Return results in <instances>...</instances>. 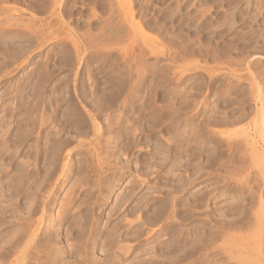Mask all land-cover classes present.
<instances>
[{
	"label": "rangeland",
	"instance_id": "1",
	"mask_svg": "<svg viewBox=\"0 0 264 264\" xmlns=\"http://www.w3.org/2000/svg\"><path fill=\"white\" fill-rule=\"evenodd\" d=\"M0 10V264H13L14 256L4 253L9 250L5 246L12 243L11 236L16 235L11 229L24 222L27 225L32 216L27 214L36 208V215L32 213L36 218L31 217L35 223L30 220L27 227L36 224L29 230L37 227L39 238H45L48 252L53 254L75 247L72 254L77 258L87 251L88 241L92 247L87 245L86 253L91 255L85 253V257L94 262L108 251V241L110 245L112 240L116 243L114 236L120 233L117 242L120 239L123 245L131 240L127 246L131 250L119 257L117 264H137L141 258H145L140 260L144 264L149 260L153 264L155 260L148 259L151 253L150 258L158 256L161 264L163 257L158 253L167 252L175 242L180 251L182 245L192 253L191 258L188 255L191 261L186 257L178 264H264V249L248 240L256 228H231L241 218L254 221L253 217L264 215L259 207L264 204V0H0ZM169 199L177 205L175 212L170 208L169 213L178 212L170 218L174 221L176 217L172 231L164 232L165 223L161 219L163 225L160 220L156 224L153 208L158 211ZM116 202H125L120 208L123 211L119 205L113 208ZM32 203H36L34 210ZM134 206L137 210H132ZM75 209L81 217L86 210L89 214L81 218ZM150 215L154 219L148 218ZM78 216L88 228L91 223L99 225L91 224L90 232L84 221L75 220ZM181 216L184 220H179ZM92 217L97 218L94 221ZM71 219L76 224L82 222L80 228L87 229V235L83 234L89 239L76 231L79 227ZM136 219L139 221L131 224ZM145 219L148 224L154 220L157 226L149 224L150 228ZM140 220L148 225L144 227L141 222L147 235L156 231L159 236L150 240L144 232V236H137L145 240L137 243L134 238ZM129 221L137 228H126ZM70 222L77 228L70 226L71 231L67 226ZM115 223L122 228L116 225L119 231L112 229L110 233ZM123 228L136 231L123 233ZM108 231L112 239L107 238ZM201 233L206 237L199 239ZM73 234L84 237L85 243L80 241L79 245L78 239L77 244L71 243L82 238ZM171 234L177 236L169 237ZM122 236L127 238L125 242ZM51 237L55 239L49 240ZM197 238L207 248L203 262L200 257L196 259L201 244ZM105 239H109L107 243ZM133 239L137 244L132 245ZM203 240H209L208 247ZM66 243L73 248L68 249ZM83 244L84 251L79 248ZM55 245L59 247L56 250ZM152 246L161 251L152 250ZM140 251L149 257L139 253L135 259ZM181 252L183 256L190 254L184 249ZM66 258L72 260L74 255L65 254L62 261ZM75 259L78 263L80 256Z\"/></svg>",
	"mask_w": 264,
	"mask_h": 264
},
{
	"label": "bare ground",
	"instance_id": "2",
	"mask_svg": "<svg viewBox=\"0 0 264 264\" xmlns=\"http://www.w3.org/2000/svg\"><path fill=\"white\" fill-rule=\"evenodd\" d=\"M0 11H2V10H0ZM14 12H15V11H14ZM4 13H5V12H4ZM1 14H2V13H1ZM13 14H14V13H13ZM3 15H4V14H3ZM8 17H9V16H8ZM8 17H7V18H8ZM4 18H6V17L4 16ZM9 19L11 20L12 18L9 17ZM9 19L6 20V21H7V22H10ZM6 21H5V22H6ZM1 22H2V21H1ZM118 90H119V89H118ZM118 90H117V91H118ZM129 91H130V90H129ZM123 92H124V91H123ZM82 93H83V92H82ZM104 94H105V93H104ZM122 94H123V93H122ZM127 94H128V93H127ZM132 94H133V93H132ZM152 95H154V94H152ZM109 96H110V95H109ZM123 96H125V95H123ZM193 96H194V95H193ZM119 97H120V96H119ZM121 97H122V96H121ZM125 97H126V96H125ZM110 98H111V97H110ZM128 98H129V97H128ZM98 99H99V98H98ZM103 99H104V98H103ZM115 99H116V98H114V100H115ZM121 99H124V98H121ZM100 100H101V99H100ZM116 100H117V99H116ZM129 100H130V99H129ZM106 101H107V100H106ZM120 101H121V100H120ZM117 102H119V101H117ZM132 102H133V101H132ZM103 103H105V101H104ZM103 103H102V104H103ZM123 103H124V102H123ZM94 104H95V103H94ZM106 104H108V103H106ZM110 104H111V103H110ZM183 105H186V103H185V104L183 103ZM194 105H195V104H194ZM164 106H165V105H164ZM166 107H168V106H166ZM185 107H187V106H185ZM188 107H189V106H188ZM194 107H195V106H194ZM116 108H117V107H116ZM178 108H179V107H178ZM182 108H183V106H182ZM182 108H181V109H182ZM192 108H193V107H192ZM137 109H138V108H137ZM165 109H166V108H165ZM175 109H177V108H175ZM175 109H174V110H175ZM181 109H180V110H181ZM187 109H188V108H187ZM218 109H219V108H218ZM224 109H225V108H224ZM226 109H227V108H226ZM188 110H189V109H188ZM192 110H193V109H192ZM100 111H101V110H100ZM175 111H176V110H175ZM221 112H223V111H221ZM221 112H220V113H221ZM245 112H246V111H245ZM130 113H131V112H130ZM170 113H171V112H170ZM173 113H174V112H173ZM192 113H193V112H192ZM248 113H249V112H248ZM136 114H137V113H136ZM235 114H236V113H235ZM235 114H234V115H235ZM173 115H175V114H173ZM245 115H246V114H245ZM248 115H249V114H248ZM212 116H214V115H212ZM219 116H220V115H219ZM75 117H76V116H75ZM217 117H218V116H217ZM233 117H235V116H233ZM240 117H241V116H240ZM244 117H245V116H244ZM77 119H78V118H77ZM211 119H213V118H211ZM233 119H234V118H233ZM237 119H239V118H237ZM33 120H34V119H33ZM169 120H170V119H169ZM214 120H216V119H214ZM256 120H257V119H255V121H256ZM178 121H179V120H178ZM218 121H219V119H218ZM220 121H221V120H220ZM232 121H233V120H232ZM236 121H237V120H236ZM238 121H239V120H238ZM242 121H243V120H242ZM157 122H158V121H157ZM206 122H207V121H206ZM233 122H235V121H233ZM33 123H34V122H33ZM76 123H77V122H76ZM220 123H221V122H220ZM226 123H227V122H226ZM235 123H236V122H235ZM238 123H239V122H238ZM198 125H199V124H198ZM89 126H90V125H89ZM210 126H211V125H210ZM223 126H224V125H223ZM201 127H202V126H201ZM86 129H87V128H86ZM198 129H199V128H198ZM198 129H197V130H198ZM206 129H207V128H206ZM208 129H209V128H208ZM30 130H31V129H30ZM32 130H33V129H32ZM80 130H81V129H80ZM202 130H203V128H202ZM96 131H97V130H96ZM184 131H185V130H184ZM209 131H210V130H209ZM23 132H24V131H23ZM30 132H31V131H30ZM83 132H84V131H83ZM88 132H89V131H88ZM181 132H182V131H181ZM196 132H197V131H196ZM200 132H201V131H200ZM109 133H110V131H109ZM191 133H192V132H191ZM198 133H199V132H198ZM202 133H203V132H202ZM206 133H207V132H206ZM189 134H190V133H189ZM195 134H196V133H195ZM85 135H86V134H85ZM191 135H192V134H191ZM199 135H200V134H199ZM25 136H26V135H25ZM200 136H201V135H200ZM200 136H199V137H200ZM27 137H28V136H27ZM92 137H93V135H92ZM197 137H198V136H197ZM202 137H203V136H202ZM15 138H16V137H15ZM40 138H41V137H40ZM54 138H55V137H54ZM181 138H182V137H181ZM196 139H197V138H196ZM261 139H262V138H261ZM13 140H14V139H13ZM24 140H25V139H24ZM55 140H56V139H55ZM60 140H61V139H60ZM114 140H115V139H114ZM263 140H264V139H263ZM172 141H173V140H172ZM194 141H196V140H194ZM52 142H53V141H52ZM60 142H61V141H60ZM65 142H66V141H65ZM109 143H110V142H109ZM194 143H195V142H194ZM225 143H226V142H225ZM23 144H24V143H23ZM190 144H191V143H190ZM233 144H234V143H233ZM235 144H236V143H235ZM10 145H11V144H10ZM16 145H17V144H16ZM218 145H220V144H218ZM38 146H39V145H38ZM38 146H37V147H38ZM46 146H47V145H46ZM50 146H51V145H50ZM52 146H53V145H52ZM186 146H187V144H186ZM189 146H190V145H189ZM238 146H239V145H238ZM7 147H8V145H7ZM124 147H125V146H124ZM227 147H228V146H227ZM15 148H16V147H15ZM61 148H62V147H61ZM65 148H66V147H64V149H65ZM95 148H96V147H95ZM130 148H131V147H130ZM161 148H162V147H161ZM96 149L98 150V148H96ZM172 149H173V148H172ZM11 150H12V149H11ZM33 150H34V149H33ZM57 150H58V149H57ZM61 150H62V149H61ZM165 150H166V149H165ZM174 150H175V149H174ZM63 151H64V150H63ZM91 151H92V150H91ZM98 152H99V151H98ZM178 152H179V151H178ZM238 152H239V151H238ZM10 153H11V152H10ZM16 153H17V152H16ZM96 153H97V152H96ZM53 154H54V152H53ZM87 154H88V153H87ZM94 154H95V153H94ZM198 154H199V153H198ZM227 154H228V153H227ZM230 154H231V153H230ZM88 155H89V154H88ZM122 155H123V154H122ZM50 156H51V155H50ZM90 156H91V155H90ZM101 156H102V155H100V157H101ZM193 156H194V155H193ZM207 156H208V155H207ZM221 156H222V155H221ZM224 156H225V155H224ZM240 156H241V155H240ZM262 156L264 157V155H262ZM91 157H92V156H91ZM91 157H90V158H91ZM96 157H97V156H96ZM181 157H182V156H181ZM209 157H210V156H209ZM209 157H208V159H209ZM212 157H213V156H212ZM216 157H217V155H216ZM233 157H234V156H233ZM263 157H260V160H261V158H263ZM13 158H14V157H13ZM53 158H54V157H53ZM94 158H95V157H94ZM110 158H111V156H110ZM177 158H179V157H177ZM205 158H206V157H205ZM51 159H52V157H51ZM92 159H93V158H92ZM92 159H91V160H92ZM147 159H148V158H147ZM191 159H192V158H191ZM214 159H215V158H214ZM217 159H218V158H217ZM219 159H220V158H219ZM227 159H228V158H227ZM241 159H243V158H241ZM144 160H145V159H144ZM199 160H200V159H199ZM199 160H198V161H199ZM221 160H222V159H221ZM92 161H93V160H92ZM99 161H100V160H99ZM147 161H148V160H147ZM147 161H146V162H147ZM64 162H65V161H64ZM97 162H98V161H97ZM144 162H145V161H144ZM190 162H191V161H190ZM206 162H207V161H206ZM209 162H210V161H209ZM229 162H230V161H229ZM259 162H260V161H259ZM259 162H258V164H259ZM109 163H110V162H109ZM148 163H149V162H148ZM191 163H192V162H191ZM238 163H239V162H238ZM255 163H256V162H255ZM260 163H261V162H260ZM262 163H263V162H262ZM81 164H82V163H81ZM86 164H87V163H86ZM157 164H158V163H157ZM196 164H197V163H196ZM213 164H214V163H213ZM218 164H219V163H218ZM227 164H228V163H227ZM258 164H257V165H258ZM2 165H3V164H2ZM57 165H58V164H57ZM158 165H159V164H158ZM164 165H165V164H164ZM164 165H163V166H164ZM242 165H243V163H242ZM53 166H54V165H53ZM189 166H190V165H189ZM214 166H215V165H214ZM63 167H64V166H63ZM101 167H102V166H101ZM159 167H160V166H159ZM179 167H180V166H179ZM185 167H186V166H185ZM200 167H201V166H200ZM239 167H241V166H239ZM256 167H258V166H256ZM35 168H36V167H35ZM50 168H51V167H50ZM54 168H55V167H54ZM57 168H58V167H57ZM145 168H146V167H145ZM198 168H199V167H198ZM219 168H220V167H219ZM221 168H222V167H221ZM234 168H235V167H234ZM241 168H242V167H241ZM254 168H255V166H254ZM18 169H19V168H18ZM178 169H179V168H178ZM252 169H253V168H252ZM259 169H260V168H259ZM19 170H20V169H19ZM95 170H96V168H95ZM196 170H197V169H196ZM200 170H201V169H200ZM263 170H264V169H263ZM49 171H50V170H49ZM140 171H141V170H140ZM174 171H175V170H174ZM236 171H237V169H236ZM143 172H144V171H143ZM229 172H230V171H229ZM229 172H228V175H229ZM231 172H232V171H231ZM20 173H21V172H20ZM138 173H139V172H138ZM140 173L142 174V172H140ZM258 173H259V172H258ZM263 173H264V171H263ZM48 174H49V173H48ZM181 174H182V173H181ZM232 174H233V172H232ZM259 174H260V173H259ZM194 175H195V174H194ZM198 175L200 176L199 173H198ZM17 176H18V175H17ZM20 176H21V174H20ZM49 176H50V175H49ZM54 176H55V175H54ZM78 176H79V175H78ZM84 176H85V175H84ZM148 176H149V175H148ZM212 176H214V175L212 174ZM248 176H249V174H248ZM262 176H263V175H262ZM262 176H261V178H262ZM51 177H52V176H51ZM193 177H194V176H193ZM197 177H198V176H197ZM255 177H256V176H255ZM18 178H19V177H18ZM44 178H45V177H44ZM46 178H47V177H46ZM191 178H192V177H191ZM195 178H196V177H195ZM206 178H207V177H206ZM247 178H249V177H247ZM19 179H20V178H19ZM21 179H22V178H21ZM51 179H52V178H51ZM79 179H80V178H79ZM181 179H182V178H181ZM199 179H200V178H199ZM224 179H225V178H224ZM227 179H228V178H227ZM245 179H246V178H245ZM256 179H257V178H256ZM262 179H263V178H262ZM8 180H9V179H8ZM62 180H63V179H62ZM146 180H147V179H146ZM232 180H233V178H232ZM25 181H26V180H25ZM147 181H148V180H147ZM195 181H196V180H195ZM19 182H20V181H19ZM175 182H176V181H175ZM178 182H179V181H178ZM239 182H240V181H239ZM243 182H244V181H243ZM246 182H247V181H246ZM250 182H251V181H250ZM144 183H145V182H144ZM17 184H18V183H17ZM73 184H74V183H73ZM245 184H246V183H245ZM260 184H261V183H260ZM15 185H16V184H15ZM75 185H76V184H75ZM181 185H182V184H181ZM187 185H188V184H187ZM189 185H190V184H189ZM263 185H264V184H263ZM100 186H101V185H100ZM164 186H165V185H164ZM173 186H174V185H173ZM182 186H184V185H182ZM245 186H246V185H245ZM251 186H252V185H251ZM41 187H42V186H41ZM75 187H76V186H75ZM17 188H18V187H17ZM97 188H98V187H97ZM161 188H162V187H161ZM180 188H182V187L180 186ZM185 188H186V187H185ZM224 188H225V187H224ZM155 189H156V188H155ZM173 189H174V188H173ZM176 189H177V188H175V190H176ZM183 189H184V188H183ZM183 189H182V190H183ZM249 189H250V188H249ZM39 190H40V189H39ZM163 190H164V189H163ZM226 190H227V189H226ZM161 191H162V190H161ZM178 191H179V189H178ZM178 191L176 190L177 193H178ZM261 191H262V190H261ZM156 192H157V191H156ZM166 192H167V191H166ZM180 192H181V190H180ZM224 192H225V191H224ZM248 192H249V191H248ZM258 192H259V191H258ZM262 192H263V191H262ZM262 192H261V193H262ZM22 193H23V192H22ZM27 193H28V192H27ZM43 193H44V192H43ZM100 193H101V192H100ZM164 193H165V192H164ZM171 193H172V192H171ZM173 193H174V192H173ZM166 194H167V193H166ZM208 194H209V193H208ZM256 194H257V193H256ZM37 195H38V194H37ZM150 195H151V194H150ZM213 195H214V194H213ZM257 195H258V194H257ZM262 195H263V194H262ZM37 197H38V196H37ZM76 197H77V196H76ZM259 197H260V195H259ZM129 198H130V197H129ZM201 198H202V197H201ZM257 198H258V197H257ZM34 199H35V198H34ZM67 199H68V198H67ZM69 199H70V198H69ZM170 199H171V198H170ZM170 199H169V203H167L166 201H165V202H166L167 204H163V203H162V204H163V208H162V207H161V208L158 207V208H159L158 211H157V208H155V209L153 208L154 213H156V216H155L154 213H153V215L155 216V217H154V218H155V221L157 220V223H156V222H155V223H156V224H159L158 221L160 220V222H161V219H162L163 222L165 223V225H164V226H165V229L163 228V229H164V230H163L164 232H165V231H172V228L175 226L174 221H175V218H176V217L173 219L174 221H171L170 218L174 217V214H176V213L178 212V211H177V212L174 213L173 215H171L172 213H171V214L169 213V212H170V210H169L170 208H171V212H173L174 209H175L176 206H177L175 203H172V204H171V202H174V201H172V200L170 201ZM172 199H173V198H172ZM205 199H206V198H205ZM205 199H203V200H205ZM49 200H50V199H49ZM142 200H143V199H142ZM174 200H175V199H174ZM199 200H200V198H199ZM203 200H202V201H203ZM253 200H254V199H253ZM257 200H258V199H257ZM260 200H261V199H260ZM30 201H32V199H31ZM40 201H41V200H40ZM42 201H43V200H42ZM64 201H65V200H64ZM66 201H68V200H66ZM66 201H65L64 203H66ZM115 201H116V200H115ZM119 201H120V200H119ZM122 201H123V199H122ZM140 201H141V200H140ZM33 202H34V201H33ZM70 202H71V200H70ZM125 202H126V201H125ZM125 202H124V203H125ZM165 202H164V203H165ZM176 202H177V201H176ZM195 202H196V201H195ZM207 202H208V199H207ZM256 202H257V201H256ZM258 202H259V201H258ZM261 202H262V201H261ZM36 203H37V202H36ZM36 203H32L33 205H31V207L34 206ZM60 203H61V202H60ZM64 203H63V204H64ZM72 203H74V202H72ZM72 203H71V205H72ZM77 203H78V202H77ZM80 203H82V202H80ZM90 203H91V202H90ZM121 203H123V202H121ZM124 203H123V204H118V203L116 202L117 205L115 204L116 206L113 207V208H117L118 205H119L118 208L120 209L121 206L125 205ZM126 203H127V202H126ZM141 203H142V202H141ZM158 203H159V202H158ZM201 203H202V202H201ZM203 203L205 204V202H203ZM29 204H30V202H29ZM49 204H50V203H49ZM63 204H61V205L63 206ZM82 204H83V203H82ZM88 204H89V203H88ZM88 204H87V205H88ZM91 204H92V203H91ZM139 204H140V203H139ZM148 204H149V203H148ZM162 204H160V206H162ZM184 204H185V203H184ZM192 204H193V203H192ZM208 204H209V203H208ZM248 204H250V203H248ZM253 204H254V203H253ZM258 204H259V203H257V205H258ZM261 204H262V206L264 205L263 203H261ZM38 205H39V204H38ZM40 205H41V204H40ZM46 205H47V203H46ZM46 205H45V206H46ZM78 205H79V204H78ZM78 205H77V206L75 205V206L78 207ZM80 205H81V204H80ZM94 205H95V203H94ZM136 205H137V204H136ZM175 205H176V206H175ZM188 205H189V204H188ZM196 205H197V204H196ZM242 205H243V204H242ZM245 205H246V204H245ZM250 205H251V204H250ZM257 205H256V206H257ZM29 206H30V205H29ZM29 206H28V207H29ZM64 206H65V205H64ZM89 206H90V207H91V206L94 207L93 205H89ZM137 206H138V205H137ZM137 206H136V207H137ZM157 206H158V205H157ZM157 206H156V207H157ZM202 206H203V205H202ZM204 206H207V205H204ZM262 206H261V205L259 206V207H260V210H261V211H264V209L262 208ZM68 207H70V206H68ZM71 207H72V206H71ZM71 207H70V208H71ZM76 207H75V208H76ZM80 207H82V205L79 206V208H80ZM83 207L86 208V207H88V206H84V204H83ZM136 207H135V206L132 207V208H133L132 210H137ZM185 207H186V206H185ZM190 207H191V205H190ZM244 207H245V206H244ZM244 207H243V208H244ZM251 207H252V206H251ZM263 207H264V206H263ZM19 208H20V207H19ZM32 208H33V209H31V210H34L36 207H35V208L32 207ZM47 208H49V207H47ZM64 208H65V207H64ZM95 208H96V207H95ZM134 208H135V209H134ZM137 208H138V207H137ZM194 208H199V207H194ZM200 208H201V207H200ZM203 208H204V207H203ZM28 209H29V208H28ZM28 209H27V210H28ZM36 209H37V208H36ZM36 209H35L34 211H36ZM62 209H63V208H62ZM86 209H87V208H86ZM119 209H118V211H120V210L123 209V208H121L120 210H119ZM139 209H140V207H139ZM150 209H151V208H150ZM160 209H162V210H160ZM186 209H187V208H186ZM188 209H189V208H188ZM206 209H207V208H206ZM235 209H236V208H235ZM249 209H250V208H249ZM18 210H19V209H18ZM38 210H40V209H38ZM43 210H44V209H43ZM69 210H70V209H69ZM89 210H90V208H89ZM89 210H86V211L84 210L85 213H86L87 215L89 214V213H87ZM115 210H117V209H115ZM153 210H152V211H153ZM159 210H160L161 212H160ZM168 210H169V211H168ZM172 210H173V211H172ZM179 210H180V209H179ZM189 210H190V209H189ZM242 210H243V209H242ZM245 210H246V209H245ZM258 210H259V209H258ZM258 210H257V212H259ZM9 211H10V210H9ZM20 211H21V210H20ZM20 211H18V212H20ZM29 211H30V210H29ZM34 211H33V212L30 211V212H32L33 214L36 215V212H37V211H36V212H34ZM63 211H64V210H63ZM67 211H68V210H67ZM71 211H72V210H71ZM75 211H76V209H75ZM84 211H83V212H84ZM111 211H112V210H111ZM118 211H115V212L117 213ZM121 211H123V210H121ZM138 211H139V210H138ZM143 211H144V210H143ZM152 211L150 212V214H152ZM155 211H156V212H155ZM191 211H192V210H191ZM199 211H200V210H199ZM14 212H15V211H14ZM22 212H23V211H22ZM47 212H48V211H47ZM65 212H66V211H65ZM78 212H79V210H78ZM78 212L76 211L77 215H79ZM81 212H82V211H81ZM128 212H129V211H128ZM128 212H127V213H128ZM132 212H134V211H132ZM148 212H149V210H148ZM148 212H147V213H148ZM158 212H160V213H158ZM174 212H175V211H174ZM189 212H190V211H189ZM193 212H194V211H193ZM197 212H198V211H197ZM242 212H243V211H242ZM255 212H256V208H255ZM257 212H256V213H257ZM15 213H16V212H15ZM20 213H21V212H20ZM32 213H28V214H27L28 216H27V215H26V216L29 217V215L31 214V215H32L31 217L34 219L35 215H34V217H33V214H32ZM42 213H43V212H42ZM42 213H41V214H42ZM76 213H75V214H76ZM85 213H81V214H84V215H85ZM118 213H119V212H118ZM134 213H135V212H134ZM190 213H191V212H190ZM250 213H251V212H250ZM263 213H264V212H263ZM21 214H22V213H21ZM21 214L18 213L16 216H18V215L20 216ZM60 214H61V213H60ZM63 214H64V213H63ZM69 214H70V213H69ZM71 214H72V212H71ZM138 214H139V213H138ZM148 214H149V213H148ZM201 214H202V213H201ZM204 214H205V213H204ZM247 214H248V213H247ZM247 214H246V215H247ZM260 214H261V212H260ZM61 215H62V214H61ZM72 215H73V214H72ZM84 215H82V217H83ZM87 215H85V216H87ZM153 215H152V216L150 215L151 217H148V218L154 219V218H152ZM184 215H185V214H184ZM187 215H189V214H187ZM195 215L197 216L198 214H194V215L192 214V216H195ZM234 215H235V214H234ZM19 216H18V217H19ZM56 216H57V215H56ZM62 216H63V215H62ZM73 216H75V215H73ZM79 216H80V215H79ZM79 216H78V217H79ZM91 216H92V215H91ZM101 216H102V215H101ZM110 216H112V215L110 214L109 217H110ZM143 216H144V215H143ZM146 216H147V215H146ZM175 216H176V215H175ZM190 216H191V215H190ZM236 216H237V215H236ZM242 216H243V215H242ZM242 216H241V217H242ZM254 216H255V215H254ZM31 217H29V219H30L32 222H34V221L32 220ZM39 217H40V219H41V217H43V216L41 215V216H39ZM71 217H72V216H71ZM80 217H81V216H80ZM80 217H79V219H75V220H76V221L78 220V222H79ZM82 217H81V218H82ZM98 217H99V216H98ZM109 217H108V219L112 218L113 216L110 217V218H109ZM114 217H115V216H114ZM122 217H123V216H122ZM127 217H128V216H127ZM134 217H135V216H134ZM134 217H133V218H134ZM164 217H165V219H163ZM181 217H182V218L179 219V220H182V219H183V216H181ZM187 217H188V216H187ZM238 217H239V216H238ZM244 217H245V216H244ZM244 217H243V218H244ZM247 217H248V216H247ZM249 217H250V216H249ZM257 217H258V218H257ZM263 217H264L263 214H262V215H258V216H256V218L253 217V218H254V221H252V220L250 219L251 217H250V218H244V219L241 218L240 221H236V223H234V224H236V225H233V227H231V228L234 229V226H235V228H238V229H240L241 231L244 230V229H248L247 227H253V228H256V229H254L252 235L249 233L250 235H248V236H249V237L251 236L250 239H248V238H247V239H248L249 241L252 240V241H251L252 243L255 242V244L258 245V246L260 247V250H261V248L264 249V219H262ZM21 218H22V217H21ZM23 218H24V217H23ZM25 218H26V217H25ZM35 218H36V217H35ZM64 218H65V217H64ZM72 218H75V217H72ZM76 218H77V217H76ZM92 218H94V221H95V218H97V217H92ZM99 218H100V217H99ZM106 218H107V217H106ZM137 218L140 219V216H139V217L137 216ZM148 218H146V219H148ZM205 218H206V217H205ZM233 218H234V217H233ZM18 219H20V217H19ZM27 219H28V218H26V220H27ZM29 219H28V220H29ZM55 219H56V218H55ZM60 219H61V218H60ZM103 219H104V218H103ZM124 219H125V218H123L122 220H124ZM138 219H136L137 221L134 220V222H131V224H132V223H135V224H136V222L139 221ZM142 219H143V218H142ZM146 219H145V220H146ZM235 219H236V218H235ZM259 219H262V221L259 220ZM21 220H23V219H21ZM21 220H16V221H21ZM28 220H27V221H28ZM30 220H29V221H30ZM87 220H88V219H87ZM90 220H91V217H90ZM92 220H93V219H92ZM96 220H97V219H96ZM105 220H106V219H105ZM117 220H118V219H117ZM125 220L127 221V219H125ZM128 220H129V219H128ZM149 220H150V219H149ZM183 220H184V219H183ZM202 220H203V219H202ZM23 221H24V220H23ZM29 221H28V222H29ZM35 221H37V220L35 219ZM39 221H41V220H39ZM39 221H37V222H39ZM61 221H62V220H61ZM72 221H73V220L71 219V222H72ZM80 221H84V220H80ZM99 221H100V220H99ZM120 221H121V220H120ZM132 221H133V220H132ZM143 221H144V220H143ZM189 221H190V219H189ZM200 221H201V220H200ZM260 221H261V223H260ZM21 222H22V221H21ZM21 222H20V223H21ZM28 222H27V225H28ZM37 222H36V223H37ZM53 222H54V221H53ZM67 222H68V221H67ZM71 222H70V224H71ZM73 222H74V221H73ZM78 222H77V223H78ZM84 222H85V225H84V223H83V225L88 229V231H90L91 227H93L92 225H94V224H92L91 222H89V223L92 224V225L90 224L91 226L88 225L89 228H90V229H89V228L86 226V225H87V224H86V221H84ZM115 222H116V221H115ZM124 222H125V221H124ZM141 222H142V221L140 220V224H141V225L139 224V225L141 226L140 228H139V227L137 228V227L135 226V227L137 228V232L135 233L136 236L139 235V234H142V235L144 236L143 233L145 232V234H146L145 237H146V236L149 237V235H150L149 238H150V240H151V239H153V237H154L155 235H158V234H159V233L156 234V233H155L156 231H154V234L151 235V234L149 233V235H147L148 230H145V228H144L145 226L147 227L149 224L152 225L151 227H155V226H157V225L154 223V220H150V223H149V224L147 223V222H149V221H147V220L144 221V222H146V224H148V225H146L144 222H142V223L144 224V227H143V224H142ZM180 222H182V221H180ZM185 222H186V221H185ZM229 222H230V221H229ZM233 222H234V221H233ZM258 222H259L260 224H259ZM14 223H15V222H14ZM16 223H17V222H16ZM24 223H25V222H24ZM24 223H23L21 226H20V224L17 223L20 227H19V226H18V227L15 226V227L18 228V230H19V228L22 230V229H24V228H22L23 225L27 227V225H25ZM34 223H35V222H34ZM34 223H31V225H30V223H29V225L32 226V227H33V225L36 226V224H34ZM74 223H75V225H77V227H79V229H78L79 231H78V230H76V231L82 233V234H80V235H82V236H84V234L87 235V232H88V231H86L87 229L84 228L83 225H82L83 227L80 228V227H81L80 225L82 224V222H81V224L79 223L80 225H79V224H76V222H74ZM87 223H88V222H87ZM89 223H88V224H89ZM116 223H117V222H116ZM116 223H115V225H114V228H111V230L109 229L110 233H112V229L115 230V229L118 228L117 226H119V225H117ZM122 223H123V221H122ZM126 223H127V222H126ZM152 223H153V224H152ZM176 223H177V222H176ZM202 223H203V222H202ZM230 223H231V222H230ZM230 223H229V224H230ZM17 224H16V225H17ZM43 224H44V223H43ZM45 224H46V223H45ZM97 224H98V223H97ZM97 224L95 223L94 227H95ZM102 224H103V223H102ZM113 224H114V223H113ZM123 224L125 225V223H123ZM127 224H128V226H125L126 228L129 227V226L131 225V224H130V221H129ZM127 224H126V225H127ZM135 224H134V225H135ZM154 224H155V225H154ZM161 224H162V222H161ZM180 224H181V223H180ZM184 224H185V223H184ZM203 224H204V223H203ZM261 224H263V225H261ZM7 225H8V224H7ZM54 225H55V224H54ZM75 225H74V224H73V225H72V224L69 225V223L67 224V226H69V229H71V231H72V228H71V227H73V226H75ZM78 225H79V226H78ZM98 225H99V224H98ZM116 225H117V226H116ZM124 225H123V227H124ZM134 225H131V226H133L132 228H135ZM150 225H149V227H150ZM162 225H163V224H162ZM162 225H161V226H162ZM258 225H259V226L261 225V228L259 227L260 229H259L258 227H254V226H258ZM24 226H23V227H24ZM30 226H28V227L26 228L27 230L24 229V230H25L24 232H23V230H22V231L19 230V231H21L20 233H19V231H17L16 228H15V229H11V230H16V235H15V233H14V235H15L14 237H13V235H12V234H13L12 231H11V232H12V234H11L12 236L10 235L12 238H14V242H13V239L11 238L10 240L12 241V243H11L12 246L10 245V242H9V243L5 246L7 249L9 248V250L6 251L7 249L4 247L5 249H3V250L6 251V252H4V251H3V252H4L6 255L8 254L9 256H10V253H11V254H12L11 257L14 256V257H13V258H14V260H13V264H93V263H94V264H97V263H98L96 260H98L99 258L96 259L97 255H95L96 252L94 253L93 250H92V251H93L92 254H94V255L96 256V257H93L94 255H92V258H95V259H96L94 262L92 261L93 259L90 260L91 257L88 256V259H89V260L86 259V257H85V255L87 254L86 252H87L88 249L90 248V247H88V249H87V245H89V244H87L88 241H87L86 243H85V241H82V239H83L84 237H86V235H85L84 237L79 236V234L76 235V236H79V237H82V238H81V240H80V239L77 237V238L75 239V241L66 238V237H69V238H70V237H71V236H69L70 234L67 235V236L65 237V238L68 239L69 241L71 240V243H72V241H73V243H74V242L76 243V241H77V239H78V242H77V243H78L79 245L82 244L83 242L86 244V248H85V249H86L87 251H85L84 254L82 253V254H83V258H81V257H82V254H81V255L78 254V257L80 256V261H79L78 263H76V261H74V259L76 258L77 254H76V256H75V253L72 254V252H74L73 250H74L75 247L73 248V247H72V244L69 246L68 244H69L70 242H69L68 240H67V243H68V242H69V243H68V244L66 243V244H67L69 247H68L66 244H65V246L68 247V249H69L70 247H72L73 250H72L71 248H70V250H65L64 252H59V251H60V250H59L58 253H57V250H56V249H58L59 247L57 248L56 245H57L58 243L56 244V242H55V244H56V245H55V246H56L55 250H56V251H55V250H54V251H55L56 253L53 254V253H51V252H48V251H49L48 248H50V247H49V246L47 247V246L45 245V244H46V242L44 241L45 238H44L43 240H42L41 238H39V237H42V236H39V235L37 234V227L33 228V230H29V228L31 229ZM37 226H38V225H37ZM42 226H43V225H42ZM57 226H58V225H57ZM70 226H71V227H70ZM110 226H111V225H110ZM161 226H160V227H161ZM182 226H183V225H182ZM182 226L180 225V227H182ZM228 226H229V225H228ZM231 226H232V223H231ZM44 227H45V226H44ZM75 227H76V226H75ZM77 227H76V228H77ZM102 227H103V226H102ZM112 227H113V226H112ZM115 227H116V228H115ZM119 227L122 228L121 224H120ZM151 227H150V228H151ZM160 227H159V228H160ZM177 227H178V226H177ZM222 227H223V226H222ZM229 227H230V226H229ZM229 227H228V228H229ZM47 228H48V227H47ZM59 228H60V226H59ZM65 228H68V227H65ZM83 228L85 229V231H82V230H84ZM136 228H135V229H136ZM150 228H149V229H150ZM161 228H162V227H161ZM175 228H176V227H175ZM201 228H202V227H201ZM220 228H221V227H220ZM73 229L75 230V228H73ZM80 229H81V230H80ZM92 229H93V228H92ZM94 229H95V228H94ZM98 229H99V228H98ZM119 229H120V228H119ZM123 229H125V228H123ZM123 229H121V230H123ZM129 229H130V228H129ZM135 229H134V230H135ZM138 229H139V231H138ZM41 230H42V229H41ZM45 230H46V229H44L43 231H45ZM60 230H61V229H60ZM66 230H67V229H66ZM101 230H102V229H101ZM101 230H100V231H101ZM114 230H113V231H114ZM117 230H118V229H117ZM144 230H145V231H144ZM151 230H152V229H151ZM156 230H157V229H156ZM179 230H180V229H179ZM229 230H230V229H229ZM231 230H232V229H231ZM38 231H39V230H38ZM58 231H59V230H57V232H58ZM68 231L70 232V230H68ZM91 231H92V230H91ZM91 231H90V232H91ZM104 231H105V230H104ZM109 231H108V233L106 232L107 235L109 234ZM115 231H116V230H115ZM118 231H119V230H118ZM118 231H117V232H118ZM126 231H127V230L125 229V231H124L123 233H126ZM129 231H131V230H129ZM129 231H127V232H129ZM132 231H133V230H132ZM132 231H131V232H132ZM135 231H136V230H135ZM135 231H133V232H135ZM160 231H161V230H160ZM201 231H202V229L200 230V232H201ZM237 231H238V230H237ZM244 231H245V230H244ZM244 231H243V232H244ZM248 231H250V229H249ZM251 231H252V230H251ZM251 231H250V232H251ZM14 232H15V231H14ZM59 232H60V231H59ZM63 232H65V231H63ZM73 232H74V231H73ZM77 232H76V233H77ZM83 232H85V233L83 234ZM90 232H89V233H90ZM94 232L96 233V230H95ZM117 232H116V233H117ZM175 232H176V231H175ZM177 232H178V231H177ZM202 232H203V231H202ZM217 232H218V231H217ZM220 232H221V230H220ZM235 232H236V231H234V233H235ZM243 232H242V233H243ZM38 233H39V232H38ZM41 233H42V232H41ZM41 233H40V234H41ZM43 233H44V232H43ZM43 233H42V234H43ZM76 233H75V234H76ZM95 233H92V234L95 235ZM97 233H98V232H97ZM97 233H96V234H97ZM116 233H115L114 235H117V234H118V233H117V234H116ZM123 233H122V234H123ZM152 233H153V231H152ZM172 233H173V232H172ZM247 233H248V232H247ZM45 234H46V233H45ZM67 234H68V233H67ZM90 234H91V233H90ZM99 234H100V235H99ZM99 234H98V235L101 236V233H99ZM102 234H103V233H102ZM104 234H105V233H104ZM127 234H128V233H127ZM161 234H163V233H161ZM199 234H200V233H199ZM199 234H198V236L200 237L199 239H203L204 234L201 233V235L203 234L202 237H201ZM217 234H218V233H217ZM229 234H230V233H229ZM46 235H47V234H46ZM56 235H57V234H56ZM64 235H66V233H65ZM71 235H72V233H71ZM73 235H74V234H73ZM93 235H92V237H93ZM107 235H105V236H107ZM109 235H110V234H109ZM109 235H108L107 238L112 239L111 237H113V236H112L113 234H111L110 237H109ZM123 235L125 236L126 234H123ZM131 235H132V238H133V234H131ZM131 235H130V236H131ZM142 235H141V236H142ZM164 235H165V234H164ZM171 235H172V234H171ZM223 235H224V234H223ZM231 235H233V234H231ZM231 235H230V236H231ZM10 236H8V237H10ZM54 236H55V235H54ZM74 236H75V235H74ZM76 236H75V237H76ZM88 236H89V235H88ZM88 236L85 238L86 240H87ZM95 236H96V235H95ZM119 236H120V233H119L117 236H114V237H115V240H116V243H113L114 240H112V243H111L112 245L109 244V242H110V241H108L109 239H108V240L105 239V243H107V241H108L107 244L110 245V247L107 246V244H106V247H108V249H106V250H108V251H107V252L104 251V252H105V254L107 253V255L104 254L105 256L103 255V257H102L101 259H99V260L101 261L100 264H117V263H118V259H120L119 257L122 258V255H125V256L128 255V252L131 250V249L129 250V247H130L131 245L129 246L128 243H129V241H131V240H129V239H127V238H125V237L122 236L124 240H123V239H121V240H123L124 242H125V239L128 240V241H126L127 243H126V242L124 243L123 241H121V242H123V243L126 245V246H125L124 244L122 245L121 243H119V242H120V239H119V242H117V241H118L117 239H118V238H121V237H119ZM134 236H135V235H134ZM141 236H139V237L137 236V238H136V237L134 238V239H136L137 243H139V240L141 239ZM158 236H159V235H158ZM161 236H162V235H161ZM166 236H167V235H166ZM173 236H177V235L174 234V235L169 236V237H173ZM212 236H213V235H212ZM216 236H217V235H216ZM221 236H222V235H221ZM234 236H235V235H234ZM26 237L28 238L27 241L24 240V238L26 239ZM48 237H49V236H48ZM57 237H58V235H57ZM60 237H61V236H60ZM72 237H73V236H72ZM92 237H91V238H92ZM126 237H127V236H126ZM128 237H129V235H128ZM178 237H179V236H178ZM196 237H197V236H196ZM204 237H206V236H204ZM213 237H215V235H214ZM241 237H242V236H241ZM49 238H50V237H49ZM52 238L55 239V237H51V239H49V240H52ZM58 238H59V237H58ZM94 238H95V237H94ZM96 238H97V236H96ZM129 238H130V237H129ZM143 238H144V237H142V239H143ZM158 238H159V237H158ZM180 238H181V235H180ZM182 238H183V237H182ZM211 238H212V237H211ZM229 238H230V237H229ZM232 238H233V237H232ZM242 238H243V237H242ZM242 238H239V239H242ZM72 239H73V238H72ZM85 239H83V240H85ZM88 239H89V238H88ZM92 239H93V238H92ZM92 239H91V241H92ZM99 239H101V238H99ZM102 239L104 240L103 235H102ZM130 239H131V238H130ZM134 239L132 240V245H133V244H137L136 242H134V241H135ZM142 239H141V240H142ZM155 239H156V238H155ZM155 239H154V240H155ZM176 239H177V237H176ZM178 239H179V238H178ZM178 239H177V240H178ZM184 239H185V241H187L185 237H184ZM184 239H183V240H184ZM187 239H188V238H187ZM193 239H195V237H193ZM213 239H214V238H213ZM218 239H219V237H218ZM234 239H235V238H234ZM4 240H5V239H4ZM8 240H9V239H8ZM23 240H24L25 242H24ZM49 240H48V241H49ZM57 240H58V239H57ZM97 240H98V239H97ZM141 240H140V241H141ZM143 240H145V238H144ZM154 240H153V241H154ZM170 240H171V239H170ZM170 240H169V241H170ZM174 240H175V239H173V240H171V241H173V243H174ZM177 240H175V241H177ZM179 240H181V239H179ZM206 240H207V239H206ZM226 240H227V239H226ZM226 240H225V241H226ZM236 240H237V239H236ZM248 240H247V241H248ZM2 241H3V240H2ZM48 241H47V242H48ZM54 241H55V240H54ZM54 241L52 242L53 244H54ZM80 241H81L82 243H80ZM94 241H95V240H94ZM156 241H157V240H156ZM158 241H159V240H158ZM171 241H170V242H171ZM185 241H184V242H185ZM188 241H189V240H188ZM193 241H194V240H193ZM197 241H198L197 243H200V242H201V244H199L200 247L197 246V244H196V246L199 247V248H198V249H199V256H197L196 259H197L198 257H200V258H201L200 260H202L201 262H203V261L205 260V258L207 257V253H206V251H205L207 248H204V246L202 245V241L198 240V238H197ZM199 241H200V242H199ZM211 241H212V240H210V242H211ZM230 241H231V240H230ZM234 241H235V240H234ZM249 241H248V242H249ZM253 241H254V242H253ZM64 242H66L65 239H64ZM96 242H97V241H96ZM96 242H95V243H96ZM100 242H102V241H100ZM160 242H161V241H160ZM166 242H167V241H166ZM179 242H180V243H179ZM179 242H178L179 244H182L181 242H183V241H179ZM203 242H204V240H203ZM207 242H209V240H208ZM207 242H206V243H207ZM222 242H223V241H222ZM226 242H227V241H226ZM228 242H229V241H228ZM238 242H239V241H238ZM241 242H242V241H241ZM241 242H240V243H241ZM4 243H5V242H4ZM4 243H3V244H4ZM48 243H49V242H48ZM48 243H47V245H49ZM59 243H61V242H59ZM77 243H76V244H77ZM98 243H99V242H98ZM130 243H131V242H130ZM141 243H142V242H141ZM154 243H155V242H154ZM157 243H158V242H157ZM167 243H168V242H167ZM171 243H172V242H171ZM191 243H192V242H191ZM193 243L195 244V241H194ZM206 243L204 242L203 244L205 245V247H208V246H206V245H207ZM212 243H213V242H212ZM212 243H208V244L213 245ZM219 243H221V242H219ZM224 243H225V242H224ZM231 243H234V242H231ZM244 243H245V242H244ZM252 243H251V244H252ZM0 244H1V242H0ZM90 244H91V243H90ZM103 244H104V242H103ZM127 244H128V245H127ZM155 244H156V243H155ZM158 244L160 245V243H158ZM174 244H176V245H174V246L172 245L173 247L170 248L169 250L163 247V248H164V251H165V249H166V251H167V252H165V253L162 252L163 254L160 253V252H159V253L157 252V253L160 255V257H161V256L163 257V258H161V264H162V261H164V260L166 261V262L164 261V262H165L164 264H166L167 262L173 264L175 261H176V263L178 264V262L181 261V259L184 260V259H186V257L188 258V255H190V258H191V256H192L191 254H192V253L190 252V250H188V249L186 250V248H185L184 246L181 245L182 248H180V249H182V250L184 249L186 252H187V251L190 252V254H189V253H188V254L186 253L187 256H186V255L183 256V252H184V251L181 252L182 250H181V251L179 250V246H177V242H175ZM184 244H185V243H184ZM188 244H189V243H188ZM237 244H239V243H237ZM237 244H236V245H237ZM1 245H2V244H1ZM1 245H0V246H1ZM8 245H9V246H8ZM60 245H61V244H60ZM62 245H63V244H62ZM94 245H95V244H94ZM94 245H93V246H94ZM100 245L103 246V247H105V246H104L105 244L102 245V243H101ZM138 245H139V244H138ZM142 245H143V244H142ZM152 245H153V244H152ZM162 245H164L163 242H162ZM189 245H190V244H189ZM192 245H193V244H191V249H192ZM216 245H218V244H216ZM224 245H226V244H224ZM227 245H229V244L227 243ZM241 245H242V244H241ZM241 245H240V247H241V250H242V246H241ZM244 245H246V244H244ZM252 245H253V247H255L254 244H252ZM3 246H4V245H3ZM58 246H59V244H58ZM73 246H74V245H73ZM75 246H78V245H75ZM89 246L92 247V244L89 245ZM127 246H129V247H127ZM139 246H140V245H139ZM167 246H168V245H167ZM170 246H171V245H170ZM170 246H169V247H170ZM186 246H188V245H186ZM220 246H221V245H220ZM234 246H235V245H234ZM258 246H256V248H258ZM60 247H61V246H60ZM82 247L84 248V244H83V246H79V248H81V249L83 250ZM136 247H137V246H136ZM154 247H155V246H154ZM154 247L152 246V250H153ZM160 247H161V246H160ZM183 247H184V248H183ZM210 247H211V246H210ZM212 247H213V246H212ZM232 247H233V246H232ZM232 247H231V248H232ZM235 247H236V246H235ZM235 247H233V249H234ZM247 247H248V245H247ZM247 247H246V248H247ZM253 247H252V248H253ZM93 248H94V247H93ZM100 248H101V247H100ZM155 248H156V247H155ZM161 248H162V247H161ZM188 248H190V247H188ZM195 248H196V247H195ZM214 248H215V246H214ZM237 248H238V245H237ZM249 248H250V247H249ZM76 249H77V247H76ZM91 249H92V248H91ZM91 249L89 250L90 252H91ZM156 249L159 250V248H156ZM198 249L196 248V251H195V250H194V251H195V252H198ZM215 249H216V248H215ZM61 250H63V249H61ZM77 250H78V249H77ZM82 250H78V251L81 252ZM103 250H105V249L103 248L101 251H103ZM137 250H138V249H137ZM143 250H145V249H143ZM143 250H142V251H143ZM148 250H151V248L148 249ZM148 250H147V252H148ZM162 250H163V249H162ZM216 250H217V249H216ZM216 250H215V251H216ZM223 250H224V249H223ZM223 250H222V251H223ZM257 250H258V249H257ZM1 251H2V250H1ZM78 251H75V252L78 253ZM83 251H84V250H83ZM138 251H139V250H138ZM142 251L136 253V254H137V255H136L137 257H136L135 259H139L138 257H140V255L142 254ZM159 251H161V250H159ZM191 251H192V250H191ZM220 251H221V250H220ZM227 251H228V250H227ZM251 251H252V250H251ZM253 251H254V250H253ZM104 252H103V253H104ZM152 252H153V251H152ZM192 252H193V251H192ZM195 252H194V253H195ZM209 252H210V250H209ZM218 252H219V251H218ZM229 252H230V251H229ZM242 252H243V251H242ZM249 252H250V251H248V253H249ZM259 252L261 253L262 251H259ZM85 253H86V254H85ZM134 253H135V252H134ZM139 253H140V255H138ZM145 253H146V252H145ZM149 253H151V252H149ZM215 253H216V252H215ZM227 253H228V252H227ZM246 253H247V252H246ZM252 253H253V252H252ZM260 253H259V254H260ZM65 254L70 255V257H71V255H72V256L74 255V258H73L72 260L69 259V260H71L70 262H67V261H69L67 258H66L67 260H64V259H63V260H64V262H63V261H62V256L65 255ZM88 254H90V253L88 252ZM88 254H87V255H88ZM99 254H101V253H99ZM158 254H155V255H158ZM184 254H185V252H184ZM213 254H214V253H213ZM218 254H219V253H218ZM250 254H251V253H250ZM259 254H258V255H259ZM60 255H61V256H60ZM90 255H91V254H90ZM142 255H144V257H146V256H148V255H150V254L147 255V253H146V255H145V254L143 253ZM151 255H152V253H151ZM151 255H150V257H151ZM153 255H154V254H153ZM194 255H196V254H194ZM194 255H193V256H194ZM125 256H124V257H125ZM233 256H234V255H233ZM254 256H255V255H254ZM3 257H4V256H3ZM64 257H65V256H64ZM66 257H67V256H66ZM78 257H77L75 260H77ZM84 257H85V259H84ZM104 257L106 258V260H105V259L103 260ZM127 257H128V256H127ZM148 257H149V256H148ZM150 257H149L148 259H151L152 261L155 260V263H156V258H157L158 256H157L156 258L152 256V257L155 258V259L150 258ZM160 257H159V258H160ZM212 257H213V256H212ZM225 257H226V256H225ZM228 257H229V256H228ZM230 257H231V256H230ZM236 257H237V256H236ZM246 257H247V256H246ZM252 257H253V256H252ZM259 257H260V256H259ZM261 257H262V256H261ZM4 258H5V257H4ZM234 258H235V257H234ZM238 258H239V257H238ZM250 258H251V257H250ZM262 258H263V259H261V258H260V259H261V260H264V257H262ZM81 259H83V260H81ZM135 259H134V260H135ZM141 259H142L143 262H144V259H145V258H141ZM141 259H140V260H141ZM148 259L146 258L147 261H148ZM163 259H164V260H163ZM230 259H233V258H230ZM235 259H237V258H235ZM255 259H256V258H255ZM5 260H6V259H5ZM140 260H139V261H140ZM142 260H141V261H142ZM158 260H159V259L157 258V263H156V264H160V262L158 263ZM183 260H182V261H183ZM216 260H217V259H216ZM228 260H229V259H228ZM237 260H238V259H237ZM65 261H66L67 263H66ZM72 261H74V262H72ZM77 261H78V260H77ZM124 261H125V260H124ZM132 261H133V260H132ZM132 261H131V262H132ZM139 261H138L137 264H139V263H140V264H141V263L144 264L143 262H141V261L139 262ZM177 261H178V262H177ZM182 261L179 262V263H182ZM186 261H191V260H189V258H188V260L186 259ZM186 261H184V262H186ZM229 261L231 262V260H229ZM235 261H236V260H235ZM235 261H234V263H235ZM240 261H241V260H240ZM95 262H97V263H95ZM136 262H137V261H136ZM148 262H149V264L152 263V262H150V260H149ZM148 262H145V264H147ZM184 262H183V263H184ZM192 262H193V261H192ZM195 262H196V261H195ZM199 262H200V261H199ZM242 262H243V261H242ZM242 262H241V263H242ZM250 262H251V261H250ZM258 262L260 263L261 261H258V260H257V263H258ZM262 262H263V261H262ZM1 263H2V262H1ZM155 263H153V264H155ZM169 263H168V264H169ZM204 263H205V262H203V264H204ZM209 263H210V262H209ZM212 263H213V262H212ZM212 263H211V264H212ZM7 264H8V263H7ZM98 264H99V263H98ZM123 264H124V263H123ZM128 264H129V263H128ZM130 264H131V263H130ZM174 264H175V263H174ZM205 264H206V263H205ZM218 264H219V263H218ZM243 264H244V263H243Z\"/></svg>",
	"mask_w": 264,
	"mask_h": 264
}]
</instances>
